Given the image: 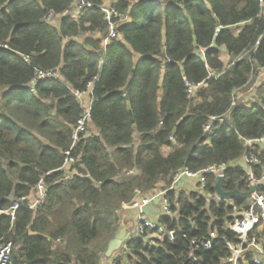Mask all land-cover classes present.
Returning <instances> with one entry per match:
<instances>
[{"label": "trees", "instance_id": "trees-1", "mask_svg": "<svg viewBox=\"0 0 264 264\" xmlns=\"http://www.w3.org/2000/svg\"><path fill=\"white\" fill-rule=\"evenodd\" d=\"M107 1L0 0V241L14 264H102L123 206L161 190L174 214L157 224L174 238L147 229L106 264H223L250 200H215L212 176L172 186L181 170L259 153L264 174V152L242 143L264 136V0H113L122 19L105 47ZM91 83L90 134L74 143L75 93ZM188 84L202 86L191 97ZM40 181L47 195L28 208ZM222 187L249 190L238 169Z\"/></svg>", "mask_w": 264, "mask_h": 264}, {"label": "built area", "instance_id": "built-area-1", "mask_svg": "<svg viewBox=\"0 0 264 264\" xmlns=\"http://www.w3.org/2000/svg\"><path fill=\"white\" fill-rule=\"evenodd\" d=\"M86 5L85 3L83 4ZM89 6V5H88ZM91 7V6H90ZM100 10L105 15L107 22L108 34L103 38V45L106 47L111 40L118 38L117 31V20L122 19L117 8L113 4H104L100 7ZM68 12L65 13V15ZM54 19L53 14H49L46 17L48 22ZM264 71V69H263ZM51 74H38V78L42 79L50 77ZM56 77V74H54ZM202 84L197 86H191L188 84L189 94L192 97L196 90L201 87ZM93 84H89L86 92H76L75 95L83 105L85 114L82 119L78 121L77 126L74 129L73 140L76 143L82 135L87 136V125L91 118L92 105L95 102V98L92 96ZM85 106H84V99ZM236 100V99H234ZM223 121L222 119H220ZM218 119H213L206 127L205 132L211 133V126ZM242 143L246 147L253 149L260 148L264 152V136L255 139L242 138ZM67 159L65 166H69L74 162V159L70 157V151L66 152ZM262 166V160L260 153L257 155H245L241 159L223 163L219 165L209 166L202 171L194 172L189 169H184L178 172L174 177L172 189L178 192L179 187L182 184H187L190 188L196 189L200 187L202 190L207 183L210 176L215 177L217 180L225 176V172L228 169H238L246 175V183L250 192L254 189L252 197L250 199V208L243 212H235L234 220L229 223L228 230L238 237V243L230 242L227 244L229 250V256L223 259V264H264V174L259 177L255 173L256 167ZM36 192V193H35ZM33 198H28V208H35L47 195V187L43 181H40L35 189ZM35 195V196H34ZM166 191H161L151 197L136 198L129 204H125L123 207L135 209L138 211V215L135 220L136 231L139 235L144 234L148 229L154 231L153 236L156 238H174V231H168L166 228L159 226L157 223L152 222L141 213V209L151 204L155 199L159 198L162 206V215L173 216L174 212L171 210V203L165 198ZM35 198V199H34ZM215 200H221L218 194H215ZM25 201V199H22ZM19 202L15 203L14 206L8 211L11 214L12 219H15L16 210L20 208ZM4 211L0 210V215L4 214ZM218 234L216 230L209 233V237L202 243V247L206 250H210L213 246V241L216 240ZM13 244L11 242L0 241V264H14L11 260ZM251 258H249V256ZM193 260H198L197 257H193ZM114 264V263H112Z\"/></svg>", "mask_w": 264, "mask_h": 264}, {"label": "water", "instance_id": "water-1", "mask_svg": "<svg viewBox=\"0 0 264 264\" xmlns=\"http://www.w3.org/2000/svg\"><path fill=\"white\" fill-rule=\"evenodd\" d=\"M223 181H224L223 178H220L216 185V192L221 199L226 200V201H230L233 199H241V198L249 199V200L251 199L254 189H252L250 192H245V193L240 192V191L226 192L222 187ZM159 201L160 199L157 198L151 204L144 206L141 209V213L145 217H151L157 214V211H159L157 207V204L159 203ZM137 237H139V234L137 231H135L130 236L124 238L120 230L118 229L115 234L114 239L108 245V249L105 254V259L111 258L116 252H119V251H123L125 253L127 251V248L124 246V244L128 242L129 240L137 238Z\"/></svg>", "mask_w": 264, "mask_h": 264}, {"label": "crops", "instance_id": "crops-1", "mask_svg": "<svg viewBox=\"0 0 264 264\" xmlns=\"http://www.w3.org/2000/svg\"><path fill=\"white\" fill-rule=\"evenodd\" d=\"M113 0H108L105 4H113ZM189 187L187 184H182L181 187ZM160 192V190L156 193L158 194ZM155 194V195H156ZM161 202V201H160ZM157 204V207L159 209V211H157V214L151 216V217H147L149 220H151L152 222L157 223L158 217L160 215H162V206L161 203ZM138 211L135 209H130V208H125L123 207V211H122V215H121V222H120V226H119V230L121 232V234L123 235V237H128L131 234H133V232L136 231V226H135V220L136 217L138 215ZM125 245V244H124ZM119 255V252H116L112 257ZM107 259L104 260V263L102 264H106ZM111 259L108 261V263H111Z\"/></svg>", "mask_w": 264, "mask_h": 264}, {"label": "rangeland", "instance_id": "rangeland-1", "mask_svg": "<svg viewBox=\"0 0 264 264\" xmlns=\"http://www.w3.org/2000/svg\"><path fill=\"white\" fill-rule=\"evenodd\" d=\"M57 22H58V20L57 19H53L52 21H51V23H53V24H57ZM224 60L226 61V56H224ZM251 92V91H250ZM249 91H248V93L247 94H244L243 92L241 93V94H239V99H241V98H245L246 100H249V98H250V96L252 95V93H250ZM254 94V93H253ZM87 100V98L86 99H84V106H85V101ZM90 134V129L88 128L87 129V136ZM36 193V192H35ZM35 196V195H34ZM33 198V196L31 197V199ZM35 199V198H34ZM120 253H121V251H119V255H120Z\"/></svg>", "mask_w": 264, "mask_h": 264}]
</instances>
